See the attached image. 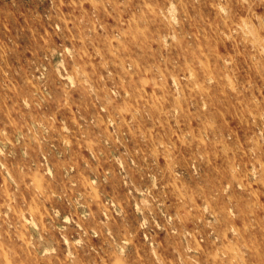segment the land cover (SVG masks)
I'll return each mask as SVG.
<instances>
[{
    "label": "rangeland",
    "instance_id": "obj_1",
    "mask_svg": "<svg viewBox=\"0 0 264 264\" xmlns=\"http://www.w3.org/2000/svg\"><path fill=\"white\" fill-rule=\"evenodd\" d=\"M0 264H264V0H0Z\"/></svg>",
    "mask_w": 264,
    "mask_h": 264
},
{
    "label": "bare ground",
    "instance_id": "obj_2",
    "mask_svg": "<svg viewBox=\"0 0 264 264\" xmlns=\"http://www.w3.org/2000/svg\"><path fill=\"white\" fill-rule=\"evenodd\" d=\"M7 178V177H6ZM38 190V189H37ZM74 200V199H73ZM32 226V225H31ZM75 226V225H74ZM33 227V226H32ZM35 229V228H34ZM91 233V232H90ZM92 234V233H91ZM39 239V238H38ZM61 239V238H60ZM126 244V243H125ZM65 246V245H64Z\"/></svg>",
    "mask_w": 264,
    "mask_h": 264
}]
</instances>
